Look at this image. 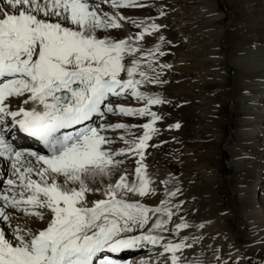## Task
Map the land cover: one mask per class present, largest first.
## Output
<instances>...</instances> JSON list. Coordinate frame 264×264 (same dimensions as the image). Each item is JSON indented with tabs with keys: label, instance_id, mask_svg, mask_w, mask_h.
Instances as JSON below:
<instances>
[{
	"label": "snow or ice",
	"instance_id": "1",
	"mask_svg": "<svg viewBox=\"0 0 264 264\" xmlns=\"http://www.w3.org/2000/svg\"><path fill=\"white\" fill-rule=\"evenodd\" d=\"M97 3L0 0V123L11 118L13 128L42 145L37 151L13 146L0 131V157L11 162L12 177L3 181L0 195V264H118L109 253L141 244L159 245L171 254V264H181L176 253L186 247L184 242L162 244L165 238L158 234L167 230L165 218L172 216L167 197L176 192L166 189L157 207L128 198L155 192L142 159L144 150L155 146L148 141L160 119L148 106L163 101L138 89L160 82L159 73L150 75L155 71L150 58L159 46L145 53L138 42L158 25H138L142 30L134 41L112 37L107 30L119 28L123 17L99 13ZM135 4L111 0L113 9ZM138 52L149 58L147 70L136 58ZM127 94L146 101L145 107L114 106L112 98ZM13 100L15 110L9 107ZM108 114L148 116L150 121L141 125L139 137H120L127 147L116 150L105 133L128 125L106 121ZM129 155L139 157L131 183L125 174L117 175L123 162L117 157ZM105 178L106 185L96 184ZM89 193L100 198L89 201ZM10 210L34 220L22 227L17 223L21 217L14 220ZM185 227L181 221L173 234Z\"/></svg>",
	"mask_w": 264,
	"mask_h": 264
},
{
	"label": "bare ground",
	"instance_id": "2",
	"mask_svg": "<svg viewBox=\"0 0 264 264\" xmlns=\"http://www.w3.org/2000/svg\"><path fill=\"white\" fill-rule=\"evenodd\" d=\"M197 1L203 3V7L199 8L197 13V18L201 20V24L196 28L200 34V42L197 44V52H192L185 60L179 59V62L189 61L191 63L194 70L193 76L199 82V84L197 83L198 91L193 94L189 89L190 86L182 88L180 84H167L165 81L167 74L157 68L155 58L151 59L155 71L151 72L150 75L155 76L159 73L158 80L160 82L149 83L153 86L148 83L143 84L138 91L149 94L150 88L153 87L157 94L162 95L163 99L161 104L148 106L149 111L155 112L160 119L153 124V127L158 131L148 141L149 145L155 146L146 148L142 159L146 177L151 181L150 188L154 189L155 192L143 198L130 194L128 198L144 203L149 207H157L161 200L165 199L166 189L176 192L174 197H167L168 206L172 211V216L165 218L168 220L167 230L158 234L165 238L161 241L162 244L168 241L172 243L184 242L186 247L176 253L181 264H247L248 260H252L253 264H264V0H258L261 15H257L252 22V24H256L259 21V24L253 29H245L243 26L240 34L235 33L240 35L241 39L229 42L232 50L223 56L216 57L215 55L214 58L212 55L215 44L224 35L223 28L214 26L213 22L220 20L221 16L215 11V6L212 5L214 0ZM240 6L245 7L244 4ZM161 7L159 0H136V4L133 6L115 9L111 6V0H98L97 3L99 13L123 17V19L118 20L119 28L107 30V34L112 37H132L134 41L135 36L142 30L138 25L148 26L153 23L158 25L157 30L146 32L140 39L138 42L140 48L146 45L145 40L156 41L164 36L169 10L165 12L161 10ZM104 34L103 31L98 32V35ZM164 40L161 41L164 42ZM133 41L129 42L132 43ZM135 56L140 60L141 66L147 70L149 58L142 57L139 52ZM131 58L130 56L126 57V63ZM209 61L214 68L224 64L232 70H236L232 76L235 85L229 90V97L231 100L234 98L237 100L236 108L232 107L230 111H238V116L236 126L231 135L224 139L222 148V153L227 156L226 167L230 171L227 190L224 188L226 191L217 189L220 185L218 172L210 167V163L203 162L198 166L197 169L203 174L202 181L198 184L190 183L176 187L170 175L174 168L172 163L177 158L175 153H172L177 147L176 145H183L182 154H185L186 158L191 152L189 145L184 146L185 144H183L187 119L194 118L197 122L201 121L204 124L202 127L209 129L213 139L219 140L221 138L220 126L223 124V118L220 116V109L223 106H219L215 99L224 96L223 85L226 74L221 67L212 70L209 67L197 69L194 66L195 62L203 65ZM176 67V70L181 69L177 63ZM211 77L217 80V87H214L216 83H212L213 86L210 84L209 78ZM146 85H149V88ZM112 100L114 106L133 109H139L146 105V101L134 99L131 94L112 98ZM9 107L15 110L17 102L13 100ZM197 111L198 113H196ZM6 121L8 125H11V130H17V128H13L11 118H6ZM106 121L112 124L128 125L127 130H109L105 133L114 141L111 147L118 150L127 147L120 137H124L126 140L139 137L143 134L141 125L148 123L150 117L108 114ZM177 124L179 125L178 128L175 127ZM0 131H3L1 127ZM14 136L10 138L5 136L13 146L23 145L31 151L41 149L22 134H19L18 138H14ZM160 139L166 141L165 144L156 145ZM117 159L123 161L119 165L117 175L119 173L125 174L128 182L131 183L136 179V160L139 157L129 155L117 157ZM185 161L186 163L179 160V163L186 166L188 160L185 159ZM32 163L35 164V161ZM259 176L262 178V182L259 189L260 193H257L255 185ZM9 178H12L11 162L0 157V195L4 194L6 187L3 181ZM115 178L114 175L113 180ZM33 179L38 178L33 176ZM101 183L106 185L108 179L105 178L102 181L97 179L96 184ZM16 192L19 195V189ZM7 194L11 196L12 192L9 191ZM86 198L91 201L100 197L98 193H89ZM228 202L230 203L229 207L226 205ZM10 211L14 212V210ZM16 217H21L17 223L22 227L26 222L32 223L34 220V218L29 220L21 213L14 212L13 219L15 220ZM155 218L153 217V220ZM229 219L233 220V233L229 232L226 227ZM181 221L187 227L181 228L173 234ZM2 223L0 221V224ZM35 223L39 224L40 222L35 221ZM151 223L152 221L145 226L144 232H147ZM139 233L140 230H137L135 234ZM135 254L144 258L143 264H171L169 259L171 254L163 252L159 245L141 244L137 249L122 252L126 258H131Z\"/></svg>",
	"mask_w": 264,
	"mask_h": 264
},
{
	"label": "rangeland",
	"instance_id": "3",
	"mask_svg": "<svg viewBox=\"0 0 264 264\" xmlns=\"http://www.w3.org/2000/svg\"><path fill=\"white\" fill-rule=\"evenodd\" d=\"M159 3L162 5L161 10L165 12L169 10V18L166 19L165 22L167 26L165 27L166 32L164 36H162L163 39L160 38L156 41L148 40L149 42L145 40L147 43L143 47L146 48L144 49L142 47L141 49L143 51H147L148 49L154 48L153 50H155L157 45L162 46L161 48H158V51L154 52V55L150 59L153 60V58H155L157 61V68L167 74L165 80L167 84H180L182 88L190 86L189 89H191V92L196 94L199 82L193 76L194 70L191 63L189 61L179 62V59L182 58L185 60L187 59V56L192 54V52H197V44L200 42V34L197 32L196 28L201 24V20L197 18V13L199 8L203 7V3L197 0H159ZM258 3V0H214L212 5L215 6V11L220 13L221 19L214 20L213 25L223 28L224 36L218 40L217 44H215V48L213 49L214 53L212 55L213 58L215 55L216 57L223 56L232 50V46L229 42L241 39L238 34H240L243 26H245V29H253L254 26L259 24V21L257 20L256 24H252L254 18L257 15H261ZM243 4L245 7L240 6ZM236 32H238L237 35L235 34ZM161 40H164V42ZM167 43H169V45H167ZM159 51L162 52L163 55H160ZM176 63L178 64V67H181L180 70H176ZM161 65H166V67L161 68ZM194 66L197 69L201 67H209L212 70L221 67L224 74H226L225 83L223 85L224 96L222 95L221 98L215 99L219 106H223L220 109V116L223 118V124L220 126L221 138L219 140L213 139L209 129L202 127L204 124L201 121L197 122L194 118H190L189 120L187 119L183 144H185L184 146L189 145L191 152H189V158H186V155L182 154L183 145H176L177 147H175L172 152L175 153L177 158L172 163L174 168L170 174L173 179L171 180L176 184V187L184 186L190 183H201L203 174L197 168L203 162L210 163V167L212 169H216L218 172L217 176L219 178L218 181L220 185L217 189L220 190L225 188L227 190V180L230 176V171H228L226 167L227 156L222 153V148L224 145V139L228 138L229 135H231L232 130L235 128L238 116V111H230V108H236L237 100L235 98L231 100L229 97V90L235 85V83H233L232 76L236 70H232L224 64L214 68L210 61L203 65L195 62ZM209 82L211 85L212 83H216L214 87H217L218 83L214 77L209 78ZM149 85H146V87L149 88ZM150 86H153V84ZM146 87L145 89H147ZM150 89L151 90L148 95L154 97L159 96L160 99L163 100L162 95L157 94L153 87ZM179 107L181 108V105H179ZM196 113H198V111ZM165 142L166 141L160 139L156 145L165 144ZM185 159L188 160V164L186 166L185 164L179 163V160L186 163ZM261 182L262 178L259 176L255 185V191H257V193H260L259 189ZM221 202L223 203L222 199ZM226 205L229 207L230 203L228 202ZM226 227L229 232L231 231V233H233L232 219L227 221ZM247 264H253V261L248 260Z\"/></svg>",
	"mask_w": 264,
	"mask_h": 264
}]
</instances>
